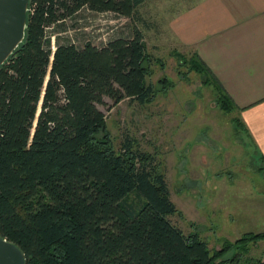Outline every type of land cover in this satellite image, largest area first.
<instances>
[{
    "label": "trees",
    "instance_id": "trees-1",
    "mask_svg": "<svg viewBox=\"0 0 264 264\" xmlns=\"http://www.w3.org/2000/svg\"><path fill=\"white\" fill-rule=\"evenodd\" d=\"M145 1H28L24 38L0 65V235L24 264H246L247 242L264 237L246 231L211 249L170 220L176 206L155 156L127 137L113 146L104 97L154 94L137 25ZM82 8L127 17L129 35L52 46L49 30Z\"/></svg>",
    "mask_w": 264,
    "mask_h": 264
},
{
    "label": "rangeland",
    "instance_id": "rangeland-1",
    "mask_svg": "<svg viewBox=\"0 0 264 264\" xmlns=\"http://www.w3.org/2000/svg\"><path fill=\"white\" fill-rule=\"evenodd\" d=\"M193 1L146 0L139 7L153 97L144 103L124 98L114 105L104 97L98 107L116 149L127 137L134 148L155 156L176 206L170 220L215 249L244 231H264V161L212 71L172 37L173 15ZM129 26L127 17L82 8L49 33L53 44L59 37L100 45L114 35L128 36ZM245 251L246 264L264 260V237L247 242Z\"/></svg>",
    "mask_w": 264,
    "mask_h": 264
},
{
    "label": "crops",
    "instance_id": "crops-1",
    "mask_svg": "<svg viewBox=\"0 0 264 264\" xmlns=\"http://www.w3.org/2000/svg\"><path fill=\"white\" fill-rule=\"evenodd\" d=\"M169 29L236 104L264 161V0H195L173 15Z\"/></svg>",
    "mask_w": 264,
    "mask_h": 264
},
{
    "label": "water",
    "instance_id": "water-1",
    "mask_svg": "<svg viewBox=\"0 0 264 264\" xmlns=\"http://www.w3.org/2000/svg\"><path fill=\"white\" fill-rule=\"evenodd\" d=\"M29 0H0V65L24 38ZM24 253L0 235V264H24Z\"/></svg>",
    "mask_w": 264,
    "mask_h": 264
},
{
    "label": "built area",
    "instance_id": "built-area-1",
    "mask_svg": "<svg viewBox=\"0 0 264 264\" xmlns=\"http://www.w3.org/2000/svg\"><path fill=\"white\" fill-rule=\"evenodd\" d=\"M51 44H52V46H53V42H52Z\"/></svg>",
    "mask_w": 264,
    "mask_h": 264
}]
</instances>
